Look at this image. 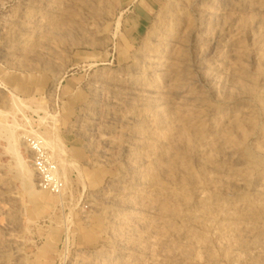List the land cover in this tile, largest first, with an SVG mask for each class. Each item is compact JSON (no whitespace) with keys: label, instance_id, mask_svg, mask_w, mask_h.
I'll return each instance as SVG.
<instances>
[{"label":"rangeland","instance_id":"374dc122","mask_svg":"<svg viewBox=\"0 0 264 264\" xmlns=\"http://www.w3.org/2000/svg\"><path fill=\"white\" fill-rule=\"evenodd\" d=\"M0 264H264V0H0Z\"/></svg>","mask_w":264,"mask_h":264},{"label":"built area","instance_id":"2783aa9c","mask_svg":"<svg viewBox=\"0 0 264 264\" xmlns=\"http://www.w3.org/2000/svg\"><path fill=\"white\" fill-rule=\"evenodd\" d=\"M32 147L36 156L35 168L41 177V187L52 193H60L63 186L59 179L57 166L51 161L41 144L37 142Z\"/></svg>","mask_w":264,"mask_h":264},{"label":"bare ground","instance_id":"6f19581e","mask_svg":"<svg viewBox=\"0 0 264 264\" xmlns=\"http://www.w3.org/2000/svg\"><path fill=\"white\" fill-rule=\"evenodd\" d=\"M15 138H16V137H15ZM15 143H16V142H15ZM46 145H47V144H46ZM53 148H54V147H53ZM53 148H52V150H53ZM21 166H22V165H21ZM23 166H25V165H23ZM22 168H25V167H22ZM22 170H23V169H22ZM22 170H21V171H22ZM58 171H59V170H58ZM22 172H23V171H22ZM24 172H25V171H24ZM24 174H27V173L25 172ZM24 174H23V175H24ZM24 178H26V177L24 176ZM28 181H29V180H28ZM26 184H27V183H26Z\"/></svg>","mask_w":264,"mask_h":264}]
</instances>
